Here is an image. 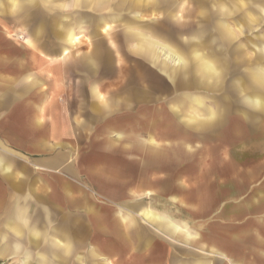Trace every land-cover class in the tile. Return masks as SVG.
<instances>
[{
    "label": "crops",
    "instance_id": "0c3cea01",
    "mask_svg": "<svg viewBox=\"0 0 264 264\" xmlns=\"http://www.w3.org/2000/svg\"><path fill=\"white\" fill-rule=\"evenodd\" d=\"M233 1V7L243 18L250 12H264V0L263 4L261 0ZM11 2L16 18L24 10L16 0ZM82 4L75 6L98 11L113 5V13L128 12L133 7L106 0H84ZM225 6L221 4L220 11L227 18L235 9L228 12ZM205 7L194 5L192 9L196 29H211L204 24L208 13ZM120 18L121 15L110 17ZM73 19L74 27L59 37L31 35L22 39L17 35L22 40L9 46L2 40L10 39L11 33L0 31V236H10L9 246L21 245L17 253L0 251V258H19L22 264L28 255L34 260L30 264H264V220L260 218L243 227L230 223L229 233L214 234L208 213H197L194 219L186 215L189 225L169 217L178 209H167L166 205L178 204L179 197L175 193L165 194L166 165L150 163L151 157L161 155L156 148L158 143L150 140L151 149L141 139L136 147L134 140L126 139L125 147H119L117 137L122 135L117 132L124 130L118 127L116 116L109 119L103 131L100 47L94 42L93 53L74 52L80 41L75 28L84 27L86 18L76 15ZM228 22L223 20L218 26L230 28ZM238 28H246L245 23H239ZM128 30V39L136 44L142 40L144 44V38L152 39L145 33L133 32L132 27ZM201 38L192 35L181 41L190 45L213 44L220 47L211 51H223L226 42L221 37ZM164 39L162 44L175 51L174 57L187 55L174 47L180 43ZM54 42L64 46L57 53L42 47ZM190 49L191 56L199 51L205 59L203 63L211 65H199L200 70H196L192 62H185V66L174 68L168 63H157L149 48L137 47V52L167 75L174 89L180 85L189 89L194 74L208 78L221 71L210 62L212 56L207 50ZM199 88L222 92L218 96L222 106L219 111L206 108L205 100L194 93L185 95L178 103L183 110L195 107L192 112L172 109L176 116L188 119L187 124L194 123L195 130L202 129L205 122L214 126L222 120L221 112L229 111V104H224L223 87L205 80ZM200 118L205 121L200 122ZM236 119L246 120L238 115L230 118ZM260 127L258 135L236 134L241 140H248L249 153L264 146L263 141H258L260 136L264 139L263 126ZM231 129L232 133L244 132L240 126ZM222 161L210 162V171L219 174L234 170L231 158L227 163ZM218 198L216 193L209 199L216 202ZM149 212L164 222L150 221L146 216ZM171 223L177 226L176 232ZM240 232H244L243 237ZM241 241L248 250L244 260L235 251Z\"/></svg>",
    "mask_w": 264,
    "mask_h": 264
},
{
    "label": "rangeland",
    "instance_id": "374dc122",
    "mask_svg": "<svg viewBox=\"0 0 264 264\" xmlns=\"http://www.w3.org/2000/svg\"><path fill=\"white\" fill-rule=\"evenodd\" d=\"M11 1L0 0V31L12 35L10 39L2 40L7 46L31 35L59 37L58 35L64 34L69 27H74L73 16L80 15L86 18L84 27L75 28L80 41L73 50L89 55L93 53L94 42L100 47L103 131L109 119L116 116L118 127L124 130L117 132L118 135H122L117 137L119 147H125L126 139L131 142L134 140L135 147L139 139L143 144L145 143V147L151 149L153 147L150 140L158 143L156 148L161 155L151 157L150 163L166 165L165 194L175 193L176 197H179L178 204L166 205L167 209H178L169 217L173 220L182 219L184 224L189 225L186 215L190 214V218L194 219L197 213H208L212 217L210 219L214 234L221 231L224 234L229 233L230 223L242 224L243 227L246 224H254L259 218L264 220V146L255 149L256 153L254 151L249 153L248 140H241L238 138L240 136H237L245 134L250 136L256 133L258 135L260 125L264 130V114L259 115L254 111L248 104L245 93L242 92V82L245 79L242 78L243 70L245 72L250 65L247 64L243 68L244 57L239 59L241 57L238 55L241 54L235 52L241 47L246 49L243 54L251 56L255 55V50L259 51V48H263V11L250 12L251 14H245L243 18V15L237 12V8L233 7L236 6L233 0H169L164 5L160 2V5L154 4L155 6L147 5V0H106L110 4L123 5L125 2L133 5L128 12L115 11L116 13L111 9L113 5L103 10L98 8V11L75 6L81 5L84 0H33V3L16 0L18 7L24 11L19 12L15 18ZM261 2L263 4V0ZM203 4L208 11L207 21L204 24L207 23L206 25L211 29L199 30L194 27L197 19L192 9L194 5L203 6ZM221 4L226 5L225 9L228 12L235 9L234 12L229 13L226 18L225 14H221ZM119 15H121L120 19H110ZM226 19L229 20L232 36H228L226 30L218 26ZM243 22L246 28H238L239 23L243 24ZM127 27H132L135 33H145L152 39L144 38V44L143 40L136 44L128 39L131 30L127 31ZM17 35H21L22 39H18ZM192 35L199 38L221 37L226 43L221 46L223 51L219 53L211 51L214 47H220L213 44H182V38H190ZM164 38L180 43L174 47L187 54L182 57L186 58V62L196 65V70H200V66L203 67L208 63H203L204 58L201 55L191 56L189 52H191L190 48L201 47L207 50L208 54L211 53L210 62L214 63L216 68L218 65L221 71H216L208 78L200 76L197 78L194 74L195 76L191 77L193 79L191 88L186 89L180 85L174 89L169 77L153 67L151 61L143 54L137 52V47L149 48L153 50L157 63H168L171 67L180 68V59L174 57L175 51L171 50L170 46L162 44L165 42ZM201 39L206 41L204 38ZM207 42L213 41L207 39ZM45 46L53 49L55 53L64 47L63 44L56 42L42 45ZM257 65L259 62L255 63V66ZM205 80L212 85L218 84L220 89L223 87V100L224 104H229V111L223 110L222 120L214 126L205 122L202 129L195 130L194 123L193 126L187 124L188 119L176 116L172 109L176 107L181 113L192 112L195 107L183 110L178 103L185 95L194 93L205 100L206 108L219 111L222 106L218 96L222 92L200 89L199 84H203ZM127 88L128 92H126ZM235 115L246 120H230ZM201 121L205 120L200 118ZM233 126H240L241 131L244 132L241 134L230 132ZM258 141L264 142L263 137L260 136ZM229 158L232 160L234 170L219 174L210 171L209 164L214 159H223L222 162L227 163ZM173 168L176 171L169 170ZM173 182L176 183V188ZM216 193L219 198L214 202L209 198ZM204 208L206 209L202 210ZM243 234L244 232H240L239 236L243 237ZM213 239L214 242L217 241L216 235ZM246 246L242 241L236 245L238 258L245 259L248 253ZM0 260L5 264H22L19 258L18 261L9 258H0Z\"/></svg>",
    "mask_w": 264,
    "mask_h": 264
},
{
    "label": "bare ground",
    "instance_id": "6f19581e",
    "mask_svg": "<svg viewBox=\"0 0 264 264\" xmlns=\"http://www.w3.org/2000/svg\"><path fill=\"white\" fill-rule=\"evenodd\" d=\"M147 1H148L147 5L155 6L154 4L160 5V2L163 3L161 5H164L169 0H159V1L158 0H147ZM223 29L226 30V32L228 33V36L233 35L229 27L223 26ZM245 51L246 49H241V47L235 50L237 54H241V55H238L241 57L239 59H242L244 57L243 58L244 64H242V67L244 68L247 64L250 65L245 72L243 70L242 78L245 77V79H243V82H242L243 84L242 92L245 93V98L248 104L254 109V111H256L257 113H259V115H261V114H264V46L263 48H259V51L255 50V55L247 56V54H243V52ZM196 53L198 55L200 54L199 51H197ZM185 62H186V58H180V63L182 66L185 64ZM256 62H259V65L255 66ZM210 69L213 70L212 67H210ZM263 134H264V130H263ZM146 216L149 220L164 222V220L161 217H158L156 214H153L151 212L147 213ZM170 226L171 228H173L174 230L173 232H176L177 226L173 223H171ZM14 230L16 229L14 228L13 231ZM17 234L19 236H22L20 232H18ZM35 237L37 238L38 236L36 235ZM10 240L11 238L9 235L0 236V251H2L5 254H11V252H15V253L19 252L21 249L20 243L9 246L11 244ZM66 248H68V246ZM64 254H68V252L65 251ZM25 258H26V261L24 262V264H30V262L34 261L29 255Z\"/></svg>",
    "mask_w": 264,
    "mask_h": 264
},
{
    "label": "trees",
    "instance_id": "16d2710c",
    "mask_svg": "<svg viewBox=\"0 0 264 264\" xmlns=\"http://www.w3.org/2000/svg\"><path fill=\"white\" fill-rule=\"evenodd\" d=\"M0 264H5L3 261L0 260Z\"/></svg>",
    "mask_w": 264,
    "mask_h": 264
}]
</instances>
